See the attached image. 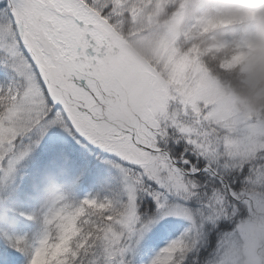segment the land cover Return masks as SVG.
Instances as JSON below:
<instances>
[{"label":"snow or ice","instance_id":"snow-or-ice-1","mask_svg":"<svg viewBox=\"0 0 264 264\" xmlns=\"http://www.w3.org/2000/svg\"><path fill=\"white\" fill-rule=\"evenodd\" d=\"M142 7L0 0V188L38 148L114 172L107 195L44 210L37 245L0 231V264H18L14 252L26 264H264V111L220 106L198 53L165 44L166 86L150 77L161 65H146L152 93L136 119L102 118L127 69L115 22Z\"/></svg>","mask_w":264,"mask_h":264},{"label":"clouds","instance_id":"clouds-1","mask_svg":"<svg viewBox=\"0 0 264 264\" xmlns=\"http://www.w3.org/2000/svg\"><path fill=\"white\" fill-rule=\"evenodd\" d=\"M136 16L116 20L127 69L117 79L118 94L106 95L101 105L105 122L114 127L132 123L148 103L152 88L139 69L151 64L156 87L167 84L163 63L165 44H174L179 58L195 51L214 82L215 100L247 116L264 111V0H142ZM157 5H161L157 7ZM139 7V5H138ZM247 45L248 47H244ZM240 51L243 61L232 63ZM29 198L46 210L64 196L56 175L45 169L32 183ZM16 188L0 191V225L11 213L23 215L11 197ZM0 231H4L0 226Z\"/></svg>","mask_w":264,"mask_h":264},{"label":"trees","instance_id":"trees-1","mask_svg":"<svg viewBox=\"0 0 264 264\" xmlns=\"http://www.w3.org/2000/svg\"><path fill=\"white\" fill-rule=\"evenodd\" d=\"M65 160L66 158L63 159V161ZM64 163L66 169L73 172L72 176L67 177V180L69 182V185H71V187L75 189V198H67V196L65 197V199L67 198L66 201L68 203L75 206L85 198H91L93 196L103 197L108 194V185L104 181L98 180V178L95 176L86 175L88 173L87 166H81L77 161L71 160L69 158ZM56 181L60 182L61 180L58 179ZM98 186H102V188ZM29 194H31V192H28L26 194L24 192L22 193L23 196H20L21 198H19V196L15 193L11 197V202L15 203L20 212L23 211L21 210V206H30V202L33 201L32 198H29ZM20 201H22L21 204ZM43 211V209L39 208V205H36L31 214L35 216V219L28 220L27 223L19 222L16 219L17 215L10 213L0 226H2L5 232L12 235L23 236L33 245H37L39 239L41 238L42 224L40 221V215ZM5 246L6 245L3 243V241H0V248H3ZM9 251L14 252L13 249H9ZM14 254L17 257L18 264H26V259L21 253L14 252Z\"/></svg>","mask_w":264,"mask_h":264},{"label":"rangeland","instance_id":"rangeland-1","mask_svg":"<svg viewBox=\"0 0 264 264\" xmlns=\"http://www.w3.org/2000/svg\"><path fill=\"white\" fill-rule=\"evenodd\" d=\"M41 149V148H38ZM92 163H94V166L96 169H99L100 172L102 173H109V175L113 176L114 172H112L104 163L102 160H97V159H90ZM27 175V174H26ZM2 188H0V191Z\"/></svg>","mask_w":264,"mask_h":264}]
</instances>
